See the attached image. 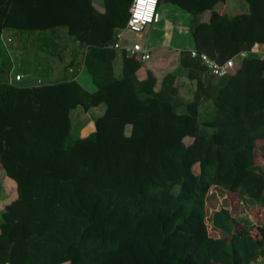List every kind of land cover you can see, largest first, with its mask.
<instances>
[{"label":"trees","instance_id":"1","mask_svg":"<svg viewBox=\"0 0 264 264\" xmlns=\"http://www.w3.org/2000/svg\"><path fill=\"white\" fill-rule=\"evenodd\" d=\"M131 1L103 0L99 12L91 0H0V37L63 31L80 47L79 55L70 49L64 68L82 67L96 88L86 91L72 73L47 84L8 85L11 64L2 59L0 168L16 198L0 217V264L264 258V218L257 225L239 218L238 209L220 208L211 216L218 237L205 221L214 187L242 207L259 204L264 216V172L255 154L258 144L264 147V56L253 52L264 46V0H246L249 12L234 16L214 10L227 0H158L189 14L192 49L235 63L216 77L183 50L178 67L159 82L149 70L140 78L142 61L112 48ZM206 104L210 115L200 113ZM100 105L95 131L68 144L72 112Z\"/></svg>","mask_w":264,"mask_h":264},{"label":"rangeland","instance_id":"2","mask_svg":"<svg viewBox=\"0 0 264 264\" xmlns=\"http://www.w3.org/2000/svg\"><path fill=\"white\" fill-rule=\"evenodd\" d=\"M93 3H95V6H98L99 8L103 9V0H92ZM218 13L224 14L227 16H234L238 14H247L249 12V7L246 2V0H227L223 4L216 5L215 9ZM209 16V13H205L204 20H207ZM170 23V28L168 29V33L170 35L169 43H173L172 45H180L181 43H187L188 47H191V37L189 35V21L190 16L185 11H182L180 15L177 17H174L173 15H169L166 17ZM172 26V28H171ZM8 32V31H6ZM7 34V33H5ZM4 35V34H3ZM1 36L0 38V48L4 46V42L6 41L7 35ZM10 36L13 37V44L15 45L18 43V37H20L19 33H12ZM135 34L126 32L124 36L121 38L120 43L122 46L127 47L131 46L135 42ZM26 37V36H25ZM56 37V38H55ZM29 43L25 45V49H19V53H16L14 57L12 58L11 65L13 66L12 75L14 77L15 72H25L26 75L28 74L30 77L29 79L26 77L23 81L19 82L22 85H25L28 83L30 85L36 84L37 79L42 82V84H47L50 82H55L58 80H62L69 75V78H72V74L68 73V71H65L66 62L69 60V53L72 46L75 44L68 35H66L63 31L57 32L56 34L45 33L40 35L39 39L35 38V35L27 36ZM141 43H143L141 41ZM64 45H67V49L62 51L59 56H53L52 60L55 63V67L53 68H47L48 60H50V52H55L57 49H62ZM9 46V44H8ZM253 52L259 54L260 56H264V46H258L254 48ZM175 56V55H173ZM22 60V61H21ZM53 63V64H54ZM65 64V65H64ZM64 65V67H63ZM1 66V61H0ZM52 67V66H51ZM60 67H63L64 71H60L58 74H55V76H51L52 72L54 70H58ZM144 69V67H142ZM81 67L75 68L73 71L74 74L80 73ZM142 69V70H143ZM138 72V76L140 78H143L145 76L143 71ZM10 72V69L8 73ZM68 73V74H67ZM73 74V75H74ZM120 74L116 72V76H119ZM52 77V78H51ZM180 82V81H179ZM78 83L88 92L92 93L96 90L95 86L93 85L90 76L83 70L78 75ZM179 95L181 99L184 102H188L189 95L186 93L184 88L179 89ZM212 104H206L200 107V113L202 115H210L212 112ZM104 111V106L100 105L96 108H92L86 113L83 112L82 109H77L72 112V129L70 132V135L67 138V143L71 144L77 137L79 133V128L83 125L88 126L89 121H93L100 116ZM126 135L130 133V127L127 126L125 129ZM191 139H186V143H189ZM256 154V163L260 170L264 172V147L263 145L258 144L255 149ZM176 192V191H175ZM207 215H206V224L208 228V233L211 236L217 235L216 230H214L211 227V216L212 214L217 211L220 208H226V209H238V212L240 216H238L241 219L248 218L251 223H257V225L261 224V221H263V210L261 209L260 205L257 203H248L244 204V207L238 203L236 198L234 196L228 195L226 192H224L221 189L218 188H212L210 189L208 195H207ZM240 208V209H239ZM1 214V210H0ZM1 217V216H0ZM261 263H264V258L260 259ZM67 264V263H65Z\"/></svg>","mask_w":264,"mask_h":264},{"label":"crops","instance_id":"3","mask_svg":"<svg viewBox=\"0 0 264 264\" xmlns=\"http://www.w3.org/2000/svg\"><path fill=\"white\" fill-rule=\"evenodd\" d=\"M92 5L97 11L104 12V8L102 9V8H99L98 6H95V3H93V1H92ZM181 12H182V10L176 6H173L170 4H161L159 6L160 21L155 23V24L150 25L142 35H136L135 39H134L135 44L136 43L141 44L143 49L150 54V58L148 60L142 62L144 69L142 68L143 70L142 69L141 70L144 72V74L147 70L151 71L155 75L158 82L161 80V78L166 73H168V72H170V71H172L178 67V65H179L178 57H179V53L181 51L190 50L193 48V46L188 47L187 43H185V42L181 43L180 45H177V43H175V45H172L173 43H171V44L169 43L171 34L168 33V29L170 28V26H169L170 23H167L169 21H168V19H166V17H168L170 14L173 15L174 17H177L178 15H180ZM171 28H172V26H171ZM5 33H7V34H5ZM3 34H2L3 36L7 35V37H5V38H7L6 41L10 40V42L9 43L4 42L5 43L4 46L2 48H0V61L2 62V59H5L6 61H9L11 64L12 63L11 60L14 57V55H16V53H19V49L24 50L25 45L28 44L30 40H28L26 35H24V36L20 35V37H18V40H19L18 43H16L13 46V45H11V43L13 44V42L15 43V41L13 40V37L10 36V34H12V33L11 32H4ZM141 41L143 43H141ZM8 44H9V46H8ZM191 45H192V43H191ZM72 49H74L75 52L77 53V55H79L80 47L78 45L74 44L72 46L71 50ZM70 54H71V52L69 53V55ZM173 55H175V56H173ZM53 63H54V61L52 60V57L50 58V60H48V63L45 62V64H47V68L55 67V63L54 64ZM68 63H69V60L66 62V68L68 66L67 65ZM64 65H63V67H64ZM63 67H60L56 71L54 70V72H52L51 76H55V74H58L60 71H64ZM12 68H13V66L11 65L10 72L8 73V75L6 77L7 79L10 77H13V75L11 73L13 70ZM73 70H69L70 73L74 74ZM83 70L84 69L81 67L80 73ZM64 72H66V69ZM16 74H20L23 76L21 81H23L26 77L28 79L30 77L28 74L26 75L25 72L24 73L19 72V71L15 72L14 76ZM78 75L75 74V76H74V79L77 82H78ZM68 76L69 75H67V77ZM38 81H39V79H37L36 84H32L31 86H36ZM184 81L185 80H183V79L180 80V82H182V83H184ZM185 83L188 84L186 81H185ZM28 85H30V84L28 83ZM197 86L200 87V82L197 83ZM181 88H183V87H181ZM94 131H95L94 122L89 121L88 126L83 125L79 128L78 136L79 137H86L87 135H89L90 133H92ZM15 198H16L15 184L12 180L8 179L5 176L2 169L0 168V210H1V214L4 211L5 206L8 205ZM1 214H0V216H1ZM216 233H217V235H215V237H218L219 232H216ZM258 264H264V263H261L259 260Z\"/></svg>","mask_w":264,"mask_h":264},{"label":"built area","instance_id":"4","mask_svg":"<svg viewBox=\"0 0 264 264\" xmlns=\"http://www.w3.org/2000/svg\"><path fill=\"white\" fill-rule=\"evenodd\" d=\"M158 0H132L129 7V18L123 30L119 31L115 36L112 48L115 50H124L128 56L134 57L144 62L150 58V54L143 49L141 44H132L124 47L120 40L126 32L142 35L145 30L152 24L160 21ZM10 42V40H8ZM192 58H197L207 68V70L216 77H223L229 74L235 67L234 59L231 58L223 63H217L209 58L205 53H198L194 49L189 50ZM244 56L245 53H241ZM23 76L16 74L14 77L7 79L8 85H14L22 80ZM41 82L38 81L37 85Z\"/></svg>","mask_w":264,"mask_h":264}]
</instances>
